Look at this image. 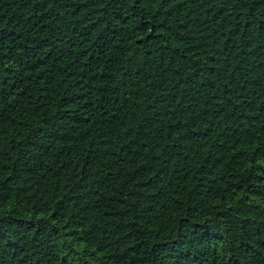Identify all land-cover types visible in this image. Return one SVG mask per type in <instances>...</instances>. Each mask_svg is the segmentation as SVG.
I'll return each mask as SVG.
<instances>
[{"label": "trees", "instance_id": "16d2710c", "mask_svg": "<svg viewBox=\"0 0 264 264\" xmlns=\"http://www.w3.org/2000/svg\"><path fill=\"white\" fill-rule=\"evenodd\" d=\"M0 264H264V0H0Z\"/></svg>", "mask_w": 264, "mask_h": 264}]
</instances>
